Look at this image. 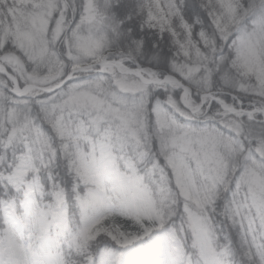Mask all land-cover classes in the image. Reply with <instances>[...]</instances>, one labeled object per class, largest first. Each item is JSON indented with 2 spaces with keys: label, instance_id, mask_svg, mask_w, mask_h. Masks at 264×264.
<instances>
[{
  "label": "snow or ice",
  "instance_id": "snow-or-ice-1",
  "mask_svg": "<svg viewBox=\"0 0 264 264\" xmlns=\"http://www.w3.org/2000/svg\"><path fill=\"white\" fill-rule=\"evenodd\" d=\"M187 8L205 16L207 27L197 30L186 18L184 0H0V151L5 153L0 156L5 189L0 207L10 233L19 224H32L41 235L49 232L52 221L65 228L61 194L53 193V203L41 204L33 146L46 137V124L58 138L67 134L77 145L91 144V157L81 154L78 169L83 182L96 189L80 198L85 211L110 204L100 191L109 180L125 194L124 207L149 221L119 241L125 250L151 241L132 251L126 264H157L153 251L159 244L152 236L157 223L163 226L162 213L150 199L133 195L142 190L135 162L125 160L127 170L121 169L113 130L103 127L108 118L117 120L140 146V117H150L164 159L163 166L154 161L152 169L161 190L166 186L187 197L190 188H202L207 203L215 205L222 192L251 189V205L234 198L225 212L243 230L253 255L264 247L254 231L249 236L258 217L264 219V0H199V8L192 0ZM141 32L171 42L169 73L139 62L145 42L135 37ZM234 34L239 39H232ZM162 60L158 52L153 54L152 61ZM88 74L94 75L82 79ZM157 90L166 99L153 101ZM192 121L204 126H192ZM92 128L97 137L89 136ZM169 129L174 130L171 135ZM20 146L24 150L17 156ZM9 150L11 163L6 159ZM198 174L205 176L204 186L196 184ZM13 190L23 199L9 195ZM91 234V229L84 231L76 246L86 248ZM57 244L56 238L45 240L46 250ZM170 252L167 264H184V254L171 238ZM116 255L102 253L100 264H114ZM119 255V264H125L124 253ZM232 255L230 248L217 247L212 264H228ZM42 264H63V257L48 256Z\"/></svg>",
  "mask_w": 264,
  "mask_h": 264
},
{
  "label": "clouds",
  "instance_id": "clouds-1",
  "mask_svg": "<svg viewBox=\"0 0 264 264\" xmlns=\"http://www.w3.org/2000/svg\"><path fill=\"white\" fill-rule=\"evenodd\" d=\"M251 25L252 20L249 19L246 27L250 29ZM235 39H239V36ZM140 119L137 131L144 138L143 145L140 146L123 131L117 120L108 118L103 127L113 130L115 155L121 169L127 170L125 160L135 162L136 175L141 177L142 190L133 195L140 201L144 198L150 199L162 213L163 226L157 223V230L152 236V240L159 244L158 249L153 251V259L157 264H167L170 259V238L184 254V264H189L187 258H190V264H212V253L217 247L232 250L233 255L228 264H264V247L259 248L253 255L249 242L244 239V232L243 236L233 243L230 239L222 241L218 231L221 223L236 227L225 208L234 198L242 205H251V189L242 187L239 193L235 190L222 192L215 205L207 203L202 188H190L187 197L183 193H177L175 189L168 190L166 186L162 191L161 182L152 174L154 161L159 160V163L164 165L163 156L160 155L159 134L150 117L147 120L143 117ZM172 131L174 130L169 129L167 135H171ZM97 135V130L92 128L89 136ZM66 144L70 145L67 149L64 148ZM141 152L144 153L143 156L140 155ZM33 154L35 167L40 169L39 175L46 174L51 181L50 189L43 188L41 204L53 203L52 194L60 193L65 228L58 229L56 222L52 221L49 232L43 235L33 231L32 224H19L10 233L9 229L0 223V264H42L48 256L57 255L63 257V264H92L93 258L95 264H100L101 254L105 252L117 254L114 264H119V254L123 252L126 264L132 249H122L119 241L125 234L140 232L141 226L149 221L137 219L124 207L122 202L125 194L116 189L109 180L104 181L103 189L100 190L102 196L110 198L108 206L90 207L87 211L81 207L80 198L90 190H96L83 182L78 171L81 154L91 157V144L81 141L77 145L67 134L58 138L56 133H47L45 138L34 143ZM42 164L47 166L42 167ZM196 184L204 186L205 176L198 174ZM49 196L52 198L48 199ZM254 212L253 208L252 213L248 214ZM217 217H220L219 221ZM89 229L92 233L89 245L86 248H78L76 241ZM252 231L255 232L256 242H264V219L258 217L257 223L249 231V236ZM47 238H56L57 246L46 250ZM144 242V247L151 243Z\"/></svg>",
  "mask_w": 264,
  "mask_h": 264
},
{
  "label": "trees",
  "instance_id": "trees-1",
  "mask_svg": "<svg viewBox=\"0 0 264 264\" xmlns=\"http://www.w3.org/2000/svg\"><path fill=\"white\" fill-rule=\"evenodd\" d=\"M185 2V12H186V18H188L190 20V22L196 24L197 30H199V28L201 26H205L207 27L208 21L206 19L205 16L199 15V14H192L191 12L188 11L187 5L192 2V0H184ZM194 2L196 3V7L199 8V0H194ZM197 20L200 21V23H196ZM237 36V34H234L232 39H235ZM136 39H143L145 42V47H144V56L140 58V63L143 66H151L153 68H156L157 70L167 74L171 71L170 69V63H171V58L174 54L173 52V46L171 44L170 41H160L158 36H154L151 33H147L145 34L144 32H141L139 36L135 37ZM159 42L161 47L159 50H157L154 45ZM231 43V41H229V44ZM226 51H227V46H226ZM158 52V54L163 58L162 62L160 64L155 63L154 61H152V56L153 54H156ZM166 93H164L162 90H157L154 95H153V101L155 100L156 97H159L161 100L166 99ZM179 95V93H177V96ZM196 99L198 100L199 98L196 97ZM225 99L228 102H232V98L231 96H226ZM248 99H244V105L245 107L248 106ZM218 106L213 104L212 106V111H215V109ZM177 119H180L182 123H189L187 121H184L182 118H180L179 116H177ZM192 124V126H196V127H202L204 126V122L203 121H192L190 122ZM44 130L51 134V130L48 128V126L45 124L44 125ZM226 131V130H225ZM17 155L20 154V151L17 149ZM0 156H5V153L3 151H0ZM6 159L8 160L9 163L12 162L13 159V153L11 150H9L6 154ZM3 167L4 165L0 164V171H3ZM42 181L43 186L45 187H49L51 184L50 179L47 177L46 174H40L39 175ZM4 186L2 184H0V199L4 197ZM9 195H12L13 198H15L17 196V193L13 192L9 193ZM0 218H1V207H0ZM218 221L220 220V217H217ZM219 233L221 234V240L226 242L227 239H230L233 243L238 241V238L242 237L241 234V230H239V227H231L225 223H221L219 225V229H218Z\"/></svg>",
  "mask_w": 264,
  "mask_h": 264
},
{
  "label": "rangeland",
  "instance_id": "rangeland-1",
  "mask_svg": "<svg viewBox=\"0 0 264 264\" xmlns=\"http://www.w3.org/2000/svg\"><path fill=\"white\" fill-rule=\"evenodd\" d=\"M238 35V34H237ZM94 74H88V75H86V76H84V77H82V79H89V78H92V76H93ZM18 150L20 151V154H22V152H23V146H20V148H18ZM19 155V154H18ZM17 155V156H18ZM31 178V177H30ZM39 183H40V185L44 188L45 186H43V184H42V181H41V178H40V176H39ZM49 189L51 188V184H50V186L48 187ZM52 197L51 196H49L48 197V199H51ZM2 199V198H1ZM15 199H17L18 201L19 200H22L23 199V194L22 193H17V196L15 197ZM1 210H2V213H1V218H0V223H2L3 222V208L1 207ZM22 210V209H21ZM239 230H241V234H242V236H243V230L242 229H240L239 228ZM240 238H238V240H239ZM144 243L145 242H141V243H139V244H137L133 249H132V251H136V250H138V249H140V248H142V247H144Z\"/></svg>",
  "mask_w": 264,
  "mask_h": 264
}]
</instances>
